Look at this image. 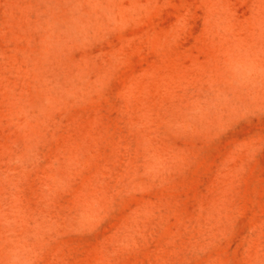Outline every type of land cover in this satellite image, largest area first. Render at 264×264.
Returning a JSON list of instances; mask_svg holds the SVG:
<instances>
[{"label":"rangeland","instance_id":"obj_1","mask_svg":"<svg viewBox=\"0 0 264 264\" xmlns=\"http://www.w3.org/2000/svg\"><path fill=\"white\" fill-rule=\"evenodd\" d=\"M0 264H264V0H0Z\"/></svg>","mask_w":264,"mask_h":264}]
</instances>
